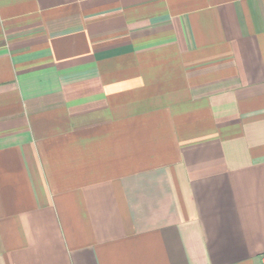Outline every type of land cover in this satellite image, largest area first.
I'll return each mask as SVG.
<instances>
[{
  "label": "crops",
  "instance_id": "1",
  "mask_svg": "<svg viewBox=\"0 0 264 264\" xmlns=\"http://www.w3.org/2000/svg\"><path fill=\"white\" fill-rule=\"evenodd\" d=\"M0 264H264V0H0Z\"/></svg>",
  "mask_w": 264,
  "mask_h": 264
}]
</instances>
